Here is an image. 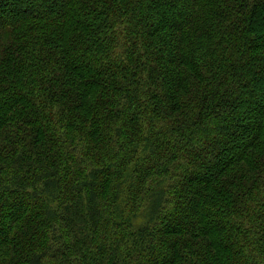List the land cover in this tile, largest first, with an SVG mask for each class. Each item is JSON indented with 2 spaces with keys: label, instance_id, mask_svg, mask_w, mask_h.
<instances>
[{
  "label": "trees",
  "instance_id": "trees-1",
  "mask_svg": "<svg viewBox=\"0 0 264 264\" xmlns=\"http://www.w3.org/2000/svg\"><path fill=\"white\" fill-rule=\"evenodd\" d=\"M0 264H264V0H0Z\"/></svg>",
  "mask_w": 264,
  "mask_h": 264
}]
</instances>
